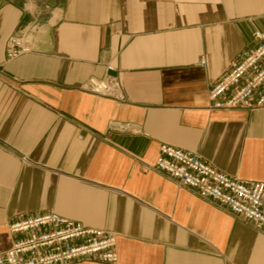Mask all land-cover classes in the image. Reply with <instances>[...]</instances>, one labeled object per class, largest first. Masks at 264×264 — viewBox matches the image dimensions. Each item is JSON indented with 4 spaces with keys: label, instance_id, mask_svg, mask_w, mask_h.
Instances as JSON below:
<instances>
[{
    "label": "crops",
    "instance_id": "0c3cea01",
    "mask_svg": "<svg viewBox=\"0 0 264 264\" xmlns=\"http://www.w3.org/2000/svg\"><path fill=\"white\" fill-rule=\"evenodd\" d=\"M254 29L264 0H0V253L18 215L54 211L114 233L117 264H264V228L152 167L167 143L264 181V107L207 98ZM107 75L123 99L84 90Z\"/></svg>",
    "mask_w": 264,
    "mask_h": 264
},
{
    "label": "built area",
    "instance_id": "2783aa9c",
    "mask_svg": "<svg viewBox=\"0 0 264 264\" xmlns=\"http://www.w3.org/2000/svg\"><path fill=\"white\" fill-rule=\"evenodd\" d=\"M254 44L229 62L208 89V109H257L264 107V30L254 29ZM30 51L21 32L8 37L5 60ZM205 59L199 60L204 66ZM112 70V65H106ZM84 90L103 97L123 99L117 79L90 81ZM153 169L164 173L180 188L194 192L227 209L253 228H264V181L232 177L198 155L167 143L158 147ZM17 237L0 253V264H73L90 261L117 264L116 236L64 217L54 211L20 214L9 224Z\"/></svg>",
    "mask_w": 264,
    "mask_h": 264
}]
</instances>
